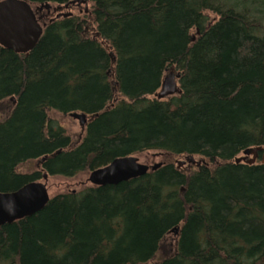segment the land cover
Returning a JSON list of instances; mask_svg holds the SVG:
<instances>
[{"label": "trees", "instance_id": "1", "mask_svg": "<svg viewBox=\"0 0 264 264\" xmlns=\"http://www.w3.org/2000/svg\"><path fill=\"white\" fill-rule=\"evenodd\" d=\"M25 1L51 9L32 52L0 46V193L145 152L202 163L57 195L0 227V264H149L175 229L158 264H264V165L235 163L264 148V0ZM55 112L86 114L79 145Z\"/></svg>", "mask_w": 264, "mask_h": 264}, {"label": "water", "instance_id": "2", "mask_svg": "<svg viewBox=\"0 0 264 264\" xmlns=\"http://www.w3.org/2000/svg\"><path fill=\"white\" fill-rule=\"evenodd\" d=\"M71 4L87 5V2L77 0ZM65 7L68 9L69 5ZM44 8L50 10L51 6H41L34 10L25 0L1 1L0 46L19 55H27L32 52L44 34L45 26H42L36 17V12H41ZM68 16L70 15H62L64 18ZM60 17L58 16V18ZM177 79H179L178 76H167L162 83L160 92L156 95L157 98L163 100L181 94ZM70 117L77 120L82 129L88 123L86 114L72 113ZM262 151L263 148L246 150L243 152L244 157L237 158L235 163L239 164L244 161L249 165H253ZM250 156H252V159H249ZM187 163L195 164L194 158H186L185 161L178 162V167L181 168ZM161 166V164H156L150 168L141 164L139 159L133 156L118 158L108 167L92 171L89 182L96 187L118 185L137 179L147 174L149 170L156 171ZM47 179L48 176L44 175V180ZM49 201L47 184L41 182L29 183L15 192L0 193V227L38 214L47 206ZM175 233H178V230H175Z\"/></svg>", "mask_w": 264, "mask_h": 264}, {"label": "rangeland", "instance_id": "3", "mask_svg": "<svg viewBox=\"0 0 264 264\" xmlns=\"http://www.w3.org/2000/svg\"><path fill=\"white\" fill-rule=\"evenodd\" d=\"M81 9L85 10L86 7L82 6ZM85 13L87 14L88 11ZM53 16H51V18ZM51 117L57 120L60 123V125L65 129L67 135L71 138L73 145L77 146L82 142L85 136V131L81 129L79 122L77 120H74L72 117L68 115H62L56 112L52 113ZM135 157L139 159V162L141 164L147 165L149 167H152L159 163H162L163 165L173 164L174 166L178 167V161H185V158L171 156L164 152H145L136 155ZM241 157H243V154L239 156V158ZM195 161L199 162L200 159L195 158ZM39 162L41 161L39 160L29 161L21 165L19 171L21 173H33L38 170ZM259 163H261L260 159L256 164ZM189 165L192 164L187 163L186 166ZM88 179H89V173L78 174L77 176L72 178H64L61 176L49 177V179H47L48 181H46L48 195L50 199H52L57 195L84 190L86 188L91 187V184H89ZM176 244H177V235L173 233L164 240L163 245L159 250V252L157 253L154 261H152L149 264H158L163 260H165L166 258H168L170 255H172ZM166 248H170L171 251L168 253L169 249L167 250Z\"/></svg>", "mask_w": 264, "mask_h": 264}, {"label": "bare ground", "instance_id": "4", "mask_svg": "<svg viewBox=\"0 0 264 264\" xmlns=\"http://www.w3.org/2000/svg\"><path fill=\"white\" fill-rule=\"evenodd\" d=\"M76 1H77V0H76ZM73 2H74V1H73ZM178 78H179V76H178ZM158 93H159V92H158ZM156 95H157V94H156ZM156 95H155V98H157ZM168 98H169V97H168ZM157 99H158V98H157ZM158 100H160V99H158ZM163 100H164V99H163ZM130 157H131V156H130ZM243 157H244V155H243ZM241 158H242V157H241ZM249 159H252V156H250ZM259 159L261 160V164L264 165V164H263V160H264V148H263V151L259 153V156H258L256 162H255L253 165H256V163L258 162ZM236 160H237V159H235V161H236ZM114 161H115V160H114ZM114 161H113V162H114ZM113 162H112V163H113ZM112 163H111V164H112ZM240 163H245L246 165H249V164H247V163L244 162V161H242V162H240ZM240 163H239V164H240ZM111 164H110V165H111ZM161 165H162L161 167H163V164H161ZM108 166H109V165H108ZM108 166H107V167H108ZM249 166H252V165H249ZM161 167H160V168H161ZM105 168H106V167H105ZM160 168H159V169H160ZM177 168H178V167H177ZM102 169H104V168H102ZM178 169H179V168H178ZM99 170H101V169H99ZM157 170H158V169H157ZM157 170H156V171H157ZM149 172H155V171L149 170L148 173H149ZM148 173H147V174H148ZM147 174H145V175H147ZM145 175H143V176H141V177H144ZM141 177H139V178H141ZM137 179H138V178H137ZM132 180H133V179H132ZM134 180H136V179H134ZM130 181H131V180H130ZM126 182H128V181H126ZM108 186H116V185H108ZM182 191H183V189H182ZM43 210H44V209H43ZM175 230H178V229H175ZM175 230H173V233L175 232Z\"/></svg>", "mask_w": 264, "mask_h": 264}]
</instances>
